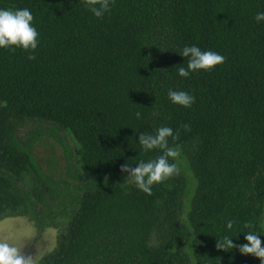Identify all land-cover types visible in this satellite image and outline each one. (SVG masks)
I'll return each mask as SVG.
<instances>
[{
  "label": "trees",
  "instance_id": "trees-1",
  "mask_svg": "<svg viewBox=\"0 0 264 264\" xmlns=\"http://www.w3.org/2000/svg\"><path fill=\"white\" fill-rule=\"evenodd\" d=\"M0 7L29 8L39 33L35 60L0 50V221L35 219L52 188L17 139L27 120L67 131L91 183L57 251L38 264H261L218 249L217 240L243 244L241 232L255 230L264 245V23L254 20L264 0H114L103 19L83 0ZM186 45L216 51L225 63L181 78L187 64L176 53ZM170 88L195 103L172 104ZM161 126L179 132L170 146L184 150L197 179L192 234L180 222L182 175L149 195L120 171L156 157L141 150L137 134Z\"/></svg>",
  "mask_w": 264,
  "mask_h": 264
},
{
  "label": "clouds",
  "instance_id": "clouds-1",
  "mask_svg": "<svg viewBox=\"0 0 264 264\" xmlns=\"http://www.w3.org/2000/svg\"><path fill=\"white\" fill-rule=\"evenodd\" d=\"M84 7L97 19H103L111 12L114 0H83ZM254 20L257 24L264 23V11L256 13ZM39 46V33L34 25V15L29 8H4L0 7V50L21 49L28 53L29 60H35L34 53ZM185 58L187 67L179 66L178 75L181 78H189L193 73L214 70L225 63V57L211 50H202L196 45H186L179 53ZM177 68V67H176ZM168 100L179 107L191 108L195 103V96L186 91L169 89ZM137 120L142 119V113L135 112ZM185 131L189 125H182ZM138 145L144 153L158 152L154 159L140 160L134 166L128 162L121 165L120 171L126 174L125 182L133 185L140 191L151 195L153 186L160 184L179 174V168L175 162L181 155L178 146H170L172 141L179 139V132H174L169 126H161L152 132L137 134ZM234 227L232 220L225 221V228L231 231ZM244 228L253 229L252 223H245ZM246 243L236 244L230 235H224L217 240V248L223 251L238 249L244 256H252L264 264V245L261 234L255 230L241 232ZM0 264H33L32 257L23 253L18 247L7 240L0 241Z\"/></svg>",
  "mask_w": 264,
  "mask_h": 264
},
{
  "label": "rangeland",
  "instance_id": "rangeland-1",
  "mask_svg": "<svg viewBox=\"0 0 264 264\" xmlns=\"http://www.w3.org/2000/svg\"><path fill=\"white\" fill-rule=\"evenodd\" d=\"M16 136L21 145L31 152L37 167L52 188L46 195L45 205L38 207L35 219L16 217L0 221V241L7 240L31 256L33 264H38L45 256L57 251L60 240L67 232L68 223L74 216L78 199L91 183L88 184L84 176L76 143L67 131L54 124L27 120L17 127ZM179 150L181 155L175 162L179 174L186 181L180 222L192 234L189 215L197 179L187 154L181 147ZM57 212V215L50 217ZM260 227L264 235V215Z\"/></svg>",
  "mask_w": 264,
  "mask_h": 264
}]
</instances>
